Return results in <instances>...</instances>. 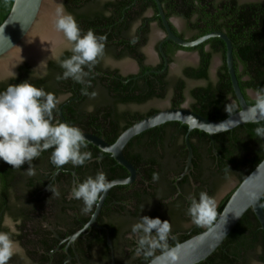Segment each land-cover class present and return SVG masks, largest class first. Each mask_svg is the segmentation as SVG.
Here are the masks:
<instances>
[{
  "label": "flooded vegetation",
  "instance_id": "flooded-vegetation-1",
  "mask_svg": "<svg viewBox=\"0 0 264 264\" xmlns=\"http://www.w3.org/2000/svg\"><path fill=\"white\" fill-rule=\"evenodd\" d=\"M106 1L114 0H99L98 3L103 5ZM256 1L264 3V0ZM60 3L64 8L63 0ZM140 4V1L132 0L128 5H131L133 10L124 11L125 13L123 12L119 18L115 19V24L125 19L126 26L123 28L122 37L135 40V43L131 41L133 47L128 49L106 41L103 57L92 67V71L98 77V86L94 84L89 86L87 78H84L85 83H82L89 95L71 90V84H74L72 79H69L70 85L63 81L58 83L50 81L55 84L53 90H56L55 96L60 100L57 108L53 111V122H66L73 126L84 124L86 126L77 127H80L83 132L100 137L106 135L107 132L110 133L113 126L109 124V116L103 122L105 130L101 131L87 125L89 122L87 115L89 112L96 111L90 102L93 98L91 94L95 93L97 96L100 91L104 94L107 91L104 90L106 88H100L99 85L107 86L108 80L112 78L119 80L122 77L130 76L126 81H131V88H133L131 93L137 95L143 89L142 77L148 75L147 80H151L148 89L152 87L156 93L163 92L161 97L151 96L142 102L119 103L118 111L127 109L131 113L145 114L150 108L159 110L175 107L173 106L174 101L181 98L182 101L177 103L178 107L183 105L192 110L191 104L196 99L191 94V90L199 86L205 87L209 82L216 86L213 87V96L223 97L218 83V71L223 63L221 53L214 52L211 55L207 66V78L192 77L190 74L200 63L199 52L179 48L175 49L170 57L167 56L162 50V45L167 40H164V27L157 8L155 11L150 5L142 9ZM102 12L103 14L97 15L96 11H92L94 16L90 15L92 20L102 18L106 21L112 16L113 11L108 8L107 11ZM96 15L97 17H95ZM172 18L183 21L186 27L187 21L175 15L167 18L170 27L172 25L176 29L177 34H175L192 39L195 32L187 27L189 31L193 32L187 36L183 30L178 29ZM107 30H110V27ZM62 39L64 40V36ZM111 50L115 53L124 51L127 55L117 57ZM204 50H211L208 43L204 46ZM66 51H69L68 47L62 49L60 45L37 63L29 59H22L13 66L8 75L0 77V81L19 76L23 72L19 67L23 65L28 67L29 78L46 77L48 79V77L50 78L49 69L56 67L60 57ZM144 66H147L148 69L141 72ZM55 71L59 73L58 70ZM146 89L147 84H145ZM213 96L211 97L214 98ZM226 97L229 104L233 101L236 106L235 98L228 93ZM151 101L153 105L146 107ZM159 102L165 103L163 106H158ZM80 103L84 108L78 107ZM64 105H70L71 111L67 112H72L73 116L77 118L74 122L66 120L62 113ZM140 107L142 109H139ZM98 110L97 114L101 121L105 110H107V103L99 104ZM131 115L129 118L134 122L148 114L139 118L136 115L133 117L134 114ZM119 125L123 126L124 122H120ZM118 131L116 130V132ZM167 132L170 133L165 137H153L149 134L138 137L135 135L126 143L123 155L135 169L134 178L128 183L116 184L110 188L94 223L88 226L86 225L97 205L93 206L91 212L84 214L81 211L84 207L83 201L73 199L71 191L88 176L95 177L101 171L106 173L109 181L119 177H128L129 171L119 164L110 153L105 151L96 153L93 151L95 145L86 141L87 148H82V151L91 152L92 157L83 166H73L69 163L57 167L50 160L54 149H48L41 152L40 156L32 161L34 174L27 173L28 163L19 171L12 170L13 181L17 185H14L13 190L10 191L11 195L6 201L10 205V210H6V203V205H0V231H9V226L4 224L5 216H7L11 222L10 227L15 229L13 239L19 241L23 254L13 256L9 264H146L150 258L145 257L143 252L137 255V241L142 233H132V226L138 223L141 217L149 216L160 218L162 221L169 220L172 225L168 240L169 247L173 246L176 241L185 240L186 237L207 228L210 224L200 226L193 223L187 210L190 206V196L198 199L199 193L206 191L214 197L226 180L221 181L218 174L210 176L209 170L217 171V169L214 162L208 166L206 164L207 158H211L210 155H216L214 139L210 137L208 142L211 154H205L198 145V137L188 135L186 140L185 135L178 137L176 131L168 130ZM111 134H114V130ZM196 145L198 148L195 152L193 147H197ZM246 166L247 164L241 166L240 170H244ZM154 173L159 176L157 181L152 179ZM109 175L111 176L109 177ZM235 177L237 183L216 200L217 207L223 197L238 184V176L235 175ZM51 188L53 191L50 190ZM55 192H58L59 195H54ZM255 229L256 227L253 228V235L249 242H245L248 239L247 234H243V237L236 240V250L239 252L238 264H264L263 260L259 258L263 254L262 241L256 238ZM155 234L156 232L153 230V235ZM158 253L160 250H156L154 255Z\"/></svg>",
  "mask_w": 264,
  "mask_h": 264
},
{
  "label": "trees",
  "instance_id": "trees-1",
  "mask_svg": "<svg viewBox=\"0 0 264 264\" xmlns=\"http://www.w3.org/2000/svg\"><path fill=\"white\" fill-rule=\"evenodd\" d=\"M131 1L132 0L106 1L103 5H100L98 3L99 0H63V5L65 10L71 13L77 20L82 34H85L87 30L92 29L98 36L105 35L107 37V42L109 41L113 44L122 45L123 47L130 49L133 47V44L131 43L132 39H126L125 37H122L123 28L126 26L125 19H122L121 22H118L117 24H115V19L119 18L124 11L133 10V7L128 5L131 3ZM138 1L141 2L140 8L144 9L151 5L156 11V6L153 0ZM159 1L163 7L166 18L175 15L182 17L187 21V27L195 32L191 37L192 39L212 30L223 31L229 37L232 44L233 67L239 87L245 97L246 102L253 104L254 99L247 95L246 90L252 89L256 91L257 89L264 88V3L261 1H248L239 3L237 0ZM12 3L13 0H0V24L8 15ZM108 8L110 11H113L110 18L106 19V21H104L102 18H98L95 21L92 20L90 16L92 15V11H96L97 15H101L103 14L102 11H107ZM97 15L95 17H97ZM156 18L158 19L157 15ZM109 27L110 30H107ZM171 29L174 33H176V29L172 25ZM178 35L181 36V34ZM207 43L211 47V50L209 51L204 50V46ZM179 48L197 50L199 52V66L194 68L190 74L194 78H207V66L210 62L211 55L214 52L221 53L223 63L218 71V83L219 87H221L220 89L222 90L223 97L216 98L213 96V87L216 86H213V84L209 82L205 87L199 86L191 90V94L196 99V101L191 104V109L202 116L211 119H222L230 115L226 111V105L229 104L226 95L228 93L234 98V94L225 65L224 41L218 37H210L193 47H182L170 40L165 41L162 45L163 52L169 57L175 49ZM111 51L113 55L117 57L127 55L124 51H118L117 53H115L113 50ZM71 55V52L66 51L62 54L59 60L62 61L64 59L70 58ZM85 68L84 70L89 73V75L85 78L88 79L90 85L94 84L98 86V77H96L95 73L92 71V68ZM19 69L23 71L19 76L0 81V92L5 91L9 85L19 84L27 80L36 87L43 89L45 92H50L55 95L56 90H53L55 85L54 83L63 81L70 85L71 81H74L72 78L57 79V76L62 77L64 72V69L60 66L59 62L57 63L56 67L49 69L50 78L48 77V79L46 77L39 79L29 78V71L26 65H23L22 67L20 66ZM146 69H148L147 66H144L141 72ZM55 70H58L59 73H56ZM128 77L130 76L122 77L121 79L126 81ZM147 77L148 75H144L142 77L143 89L137 95L131 93V90H133V88H131V81L124 82L121 79L116 80L115 78H112L111 80H108L107 86L102 84L99 85L100 88H106L104 90L107 91L104 94L100 91L97 96L90 100L96 111L89 112L87 115V118L89 117V122L87 125L91 126L92 128L96 127L101 131L105 130L103 128V122H105L107 120L106 117L109 116V124L113 127H111L110 133L107 132V134L103 135L102 137L108 142H113L117 135L125 127L132 123L130 120L131 118H129L132 116L131 114H134L133 117L136 115L137 118H139L145 114H150L157 111L156 108H150L147 112H145V114H142L138 112L131 113V111L127 109L123 111H118L117 109L119 103L142 102L151 96H163V92L156 93L152 87H149L148 89L151 80H147ZM69 79L72 80L70 81ZM50 81L54 83H51ZM145 84H147L148 90H145ZM72 89L80 92V94L83 92V90H85L82 83H78L76 81H74L73 85L71 84V90ZM80 98H82L81 95ZM181 101L182 98L180 100H175L173 106L178 107L177 103H180ZM103 102L107 103V110H105L103 114V121H100L97 114L99 113L98 105ZM78 107L80 109L84 108L81 103L78 105ZM70 108V105H64L62 108V113L66 117L67 121L74 122L77 118L73 116L72 112H67L71 111ZM238 108L239 107L236 102V107L232 109V113L238 110ZM120 122H124V125L120 126ZM77 126L86 125L77 124ZM257 127H264V119L260 120L259 123H244L230 130L215 133L212 136H210L207 132L195 128L190 131L189 136L199 138L198 145L202 148L205 154H211V148L208 142L210 137L214 139L213 144L216 155H210L211 158H207L206 164L208 166L214 162L217 171L213 169L209 170L210 176H216L218 174L219 179L222 181L230 175H237L240 182L264 156V138H260L256 135L255 129ZM113 130L114 134H111ZM116 130L119 131L116 132ZM168 130L176 131V135L178 137H184L187 131V125L179 121H169L149 128L137 134L136 137L144 136L146 134H149L153 137H165V135L170 133L167 132ZM197 148L198 146L195 148L193 147L195 152L197 151ZM93 151L96 153H104V151L98 149L95 146H93ZM111 160L113 159L111 158ZM26 163L23 164L21 168L26 167ZM245 164H247L246 168L244 170H240V167ZM12 170L19 171V169H14L11 165L7 164L3 160H0V205L7 204V211L10 210V205L6 203V201L9 199L11 195L10 191L13 190L14 185H17V183L13 181L14 173ZM110 176L111 175H109V177ZM235 187L230 190L221 200L219 206L217 207V216L221 212L223 206ZM261 203L264 210V195L261 199ZM254 227H256V238L261 239L262 241L263 254L259 258L264 262L263 232L253 212L251 209H248L242 215L230 233L226 236L222 245L214 250L206 259L196 264H238L237 262H239V252L236 250V240L240 239V237H243V234H247L248 239H246L245 242H249L250 237L253 235L252 232ZM181 241H183V239L176 241L173 245Z\"/></svg>",
  "mask_w": 264,
  "mask_h": 264
},
{
  "label": "clouds",
  "instance_id": "clouds-1",
  "mask_svg": "<svg viewBox=\"0 0 264 264\" xmlns=\"http://www.w3.org/2000/svg\"><path fill=\"white\" fill-rule=\"evenodd\" d=\"M53 23L56 31L63 34L68 50L72 53L70 58L59 61L64 72L63 76H57V79L72 78L78 83H85L84 78L89 73L84 68L91 69L103 57L107 37L96 35L92 29L82 34L75 17L67 13L62 5L57 7ZM132 43H135V40ZM82 94L89 95L86 89ZM91 95L94 97L96 94ZM59 103L60 100L53 93L45 92L27 80L9 85L5 91L0 92V160L14 169H20L27 162L29 175L34 174L32 161L48 149H54L50 160L57 167L69 163L73 166H83L90 160L92 153L82 151V148H87L83 131L66 122H53V110ZM234 107L236 106L232 101L226 105V111L231 114ZM247 111L253 122L259 123L264 119V88L256 90L254 103ZM255 133L258 137L264 138V127H257ZM152 179L157 181L158 174L154 173ZM112 186L106 173L101 171L95 177L88 176L73 187L71 197L83 201L84 207L81 211L87 214L94 205L98 206L103 194ZM50 190L53 191L52 188ZM54 195L59 193L55 192ZM189 199L187 214L193 223L203 226L216 221L217 203L214 197L202 191L198 199L194 196H190ZM234 218H240V214H234ZM4 224L9 226V231H0V264H9L13 256L23 254V249L19 241L13 239L15 229L10 227L11 222L7 216ZM226 224L227 219L221 238L227 234ZM153 230L156 232L155 235ZM171 231L172 225L169 220L141 217L140 221L132 226L133 234L142 233L137 241V255L143 252L145 257L151 258L150 264H176L178 253L176 249L168 246ZM156 250H160L161 254L154 255Z\"/></svg>",
  "mask_w": 264,
  "mask_h": 264
},
{
  "label": "water",
  "instance_id": "water-1",
  "mask_svg": "<svg viewBox=\"0 0 264 264\" xmlns=\"http://www.w3.org/2000/svg\"><path fill=\"white\" fill-rule=\"evenodd\" d=\"M44 1L48 2L45 6L43 4ZM153 1L164 27V40H170L182 47H193L210 37H218L224 41L225 65L230 78L234 98L239 108L222 119L207 118L183 105L179 107L162 108L132 122V124L120 132L112 143L107 142L102 137L95 134L83 132L87 142L97 146L102 151L110 153L119 164L129 171L128 177H119L110 180L113 185L125 184L133 180L135 169L123 155V148L133 136L143 132L144 130L161 125L165 122L179 121L187 125V131L185 134V139L187 140L190 131L195 128L207 132L210 136H212L215 133L230 130L238 125L253 122L250 113L247 111L249 106L252 104L246 102L239 87L233 67L232 44L229 37L224 32L216 30L207 32L195 39L180 37L172 32L160 1ZM238 1L245 2L255 0ZM55 8L56 7L51 4L50 0H13L8 15L0 24V77L8 75L12 71L13 66L20 60L29 59L37 63L42 57L51 53L54 49L61 45L62 41H60V38H63L62 33L52 47L41 51V53L37 56L25 54L21 51L25 42L37 34L41 20L45 17L44 12L56 11ZM255 92L256 91L252 89L246 90V93L249 96H255ZM221 123L224 124L219 126ZM108 191L103 194L102 200L98 202V206H96V209L86 226L94 223L95 217L98 214ZM263 195L264 156L255 165V167L240 182H238L221 212L217 216L216 221L198 233L169 247L176 249L178 253L179 258L176 264H196L206 259L222 244L226 236L248 209H251L256 217L264 238V210L261 203ZM236 213L240 214V218H234V214ZM226 219L227 234L221 238ZM160 254L161 252L158 253L157 256ZM150 261L151 258L146 264H150Z\"/></svg>",
  "mask_w": 264,
  "mask_h": 264
},
{
  "label": "bare ground",
  "instance_id": "bare-ground-1",
  "mask_svg": "<svg viewBox=\"0 0 264 264\" xmlns=\"http://www.w3.org/2000/svg\"><path fill=\"white\" fill-rule=\"evenodd\" d=\"M56 11H45L44 19L41 20V24L38 28L37 34L33 38H29L23 48L22 52L37 56L41 51L52 47L56 42L61 32L56 31L54 27V18ZM60 41L62 39L60 38Z\"/></svg>",
  "mask_w": 264,
  "mask_h": 264
},
{
  "label": "rangeland",
  "instance_id": "rangeland-1",
  "mask_svg": "<svg viewBox=\"0 0 264 264\" xmlns=\"http://www.w3.org/2000/svg\"><path fill=\"white\" fill-rule=\"evenodd\" d=\"M51 1V4L53 5V6H55L56 8H55V10L57 9V7L58 6H61V0H50ZM256 1V0H255ZM44 6L46 5V4H48V2H45L44 1ZM175 24L178 26V29H180L181 31L183 30V32L187 35V36H189V35H191L193 32L190 30H188L187 29V27L185 26V23L183 22V21H176L175 20ZM62 39V38H61ZM60 47V46H59ZM63 47H68V44H67V41L65 40V38H64V40L62 39V42H61V48L63 49ZM191 53H193L192 51H191ZM251 98L253 97V99H254V96L252 95V96H250ZM165 102H159L158 103V106H163V104H164ZM185 104H188L187 102H185ZM149 105H153V102L151 101V102H149L147 105H146V107H148ZM136 109H138V108H136ZM139 109H142V107H140ZM237 183V181H236V177H235V175H230V176H228L227 178H226V180L223 182V184L221 185V187L219 188V190H218V192L215 194V196H214V199H215V201L217 200V199H219L220 197H222L230 188H232L235 184Z\"/></svg>",
  "mask_w": 264,
  "mask_h": 264
},
{
  "label": "crops",
  "instance_id": "crops-1",
  "mask_svg": "<svg viewBox=\"0 0 264 264\" xmlns=\"http://www.w3.org/2000/svg\"><path fill=\"white\" fill-rule=\"evenodd\" d=\"M175 20L177 21V19H176V18H172V21H174V23H175Z\"/></svg>",
  "mask_w": 264,
  "mask_h": 264
}]
</instances>
